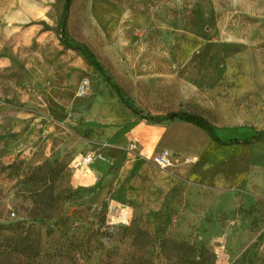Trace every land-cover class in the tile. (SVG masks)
Wrapping results in <instances>:
<instances>
[{"label":"rangeland","instance_id":"1","mask_svg":"<svg viewBox=\"0 0 264 264\" xmlns=\"http://www.w3.org/2000/svg\"><path fill=\"white\" fill-rule=\"evenodd\" d=\"M64 4L0 0V225L46 210L43 253H68L53 264H188L181 244L264 264V185L236 186L254 148L167 120L203 117L222 140L264 126V0H73L62 20ZM163 148L177 165L155 164ZM87 154L112 179L94 196L72 168Z\"/></svg>","mask_w":264,"mask_h":264},{"label":"trees","instance_id":"2","mask_svg":"<svg viewBox=\"0 0 264 264\" xmlns=\"http://www.w3.org/2000/svg\"><path fill=\"white\" fill-rule=\"evenodd\" d=\"M73 0H65L64 8H63V16L62 20H64L70 12L71 4ZM84 55L90 60L92 66L96 71L100 72L104 77L106 82L116 90L121 102L129 109L133 111V113H137L133 104H131L126 97L122 95L119 91L117 85L113 83L110 77H108L101 67L100 63L97 61L94 53L89 49H82ZM167 120L174 121L180 120L182 122H186L188 124L194 125L203 131L210 137V139L219 146H226L232 142H241L245 145L253 144L254 142H259L264 140V131L258 132L250 139H245L242 141H230L224 142L216 132V128L209 124L203 117L189 114V113H176L171 114ZM53 165L47 163L42 167H38L35 171H42L44 169H53ZM43 215H37L34 217L29 224L25 222H19L16 224L10 225H0V264L3 262H8L11 264H30L29 261H32V264H53L52 260H64L68 258V253L64 250V247L56 249L53 253H43L41 249V239H40V231L37 229V224H45L48 221L53 220L54 218L51 215H48L45 211H43ZM57 225L49 226L48 228V236H52L55 231V227ZM6 231H13L15 233L12 237H6L4 241L1 242L3 234ZM165 242L161 243L163 247ZM181 249H185L186 253L184 255V260L188 264H213L214 256L204 249H196L194 247H190L187 244L176 245ZM163 254L166 258L170 256L162 250ZM188 254L193 255L192 258L187 257Z\"/></svg>","mask_w":264,"mask_h":264},{"label":"crops","instance_id":"3","mask_svg":"<svg viewBox=\"0 0 264 264\" xmlns=\"http://www.w3.org/2000/svg\"><path fill=\"white\" fill-rule=\"evenodd\" d=\"M180 122H182V121H180ZM183 123H186V122H183ZM186 124L191 125L188 123H186ZM191 126H194V125H191ZM194 127H196V126H194ZM263 131H264V126H258V127L256 126L254 129H248L246 131H237L235 133L237 136H235L234 138L237 141H242L245 139H250L251 137H253L258 132H263ZM234 138H228V139L223 140V141L224 142H230V141H233ZM250 146L254 148V152H253V155L251 157H249V159H250L249 164L255 172L251 176L250 175L247 176L246 174H244V177L238 178V183L236 186L237 187L243 186L246 183L250 182V180H251V182L253 181V186H254L253 188L258 192H262L263 190L261 191L259 189L264 185V178L261 176V172L264 171V140L259 141V142H254L253 144H250ZM164 149H166V148L161 149L159 152H161ZM102 168L103 167L100 164L95 162L94 164H92L88 168V170L86 172H83V174H85V175H88L90 173L93 176L90 179H92L96 182L95 191L93 192L92 196H94L95 194H101L105 190V188H107L109 186V184L112 182V179L107 177L104 174V171ZM181 172H182V174H188L189 171H188V169H182ZM98 189H99V191H97Z\"/></svg>","mask_w":264,"mask_h":264},{"label":"built area","instance_id":"4","mask_svg":"<svg viewBox=\"0 0 264 264\" xmlns=\"http://www.w3.org/2000/svg\"><path fill=\"white\" fill-rule=\"evenodd\" d=\"M89 82L87 80L82 81L79 86L78 95L79 97H85L88 94ZM154 162L161 168H169L179 163V159L173 155L169 150L164 149L154 156ZM185 162H190V159H185ZM93 163V156L90 154L81 155L76 158L72 163V168L77 173L86 172Z\"/></svg>","mask_w":264,"mask_h":264}]
</instances>
